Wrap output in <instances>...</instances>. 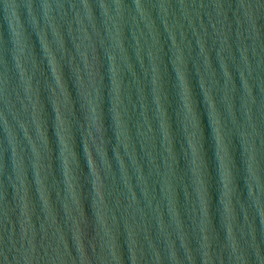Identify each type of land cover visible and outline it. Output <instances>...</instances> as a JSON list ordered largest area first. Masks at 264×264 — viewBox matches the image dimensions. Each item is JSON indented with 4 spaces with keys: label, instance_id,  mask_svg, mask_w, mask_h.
<instances>
[{
    "label": "water",
    "instance_id": "water-1",
    "mask_svg": "<svg viewBox=\"0 0 264 264\" xmlns=\"http://www.w3.org/2000/svg\"><path fill=\"white\" fill-rule=\"evenodd\" d=\"M0 264H264V0H31Z\"/></svg>",
    "mask_w": 264,
    "mask_h": 264
},
{
    "label": "snow or ice",
    "instance_id": "snow-or-ice-1",
    "mask_svg": "<svg viewBox=\"0 0 264 264\" xmlns=\"http://www.w3.org/2000/svg\"><path fill=\"white\" fill-rule=\"evenodd\" d=\"M137 2L139 3V2H140V0H137Z\"/></svg>",
    "mask_w": 264,
    "mask_h": 264
}]
</instances>
